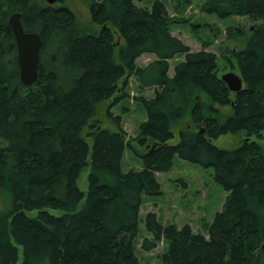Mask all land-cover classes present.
I'll return each mask as SVG.
<instances>
[{
    "label": "trees",
    "instance_id": "1",
    "mask_svg": "<svg viewBox=\"0 0 264 264\" xmlns=\"http://www.w3.org/2000/svg\"><path fill=\"white\" fill-rule=\"evenodd\" d=\"M79 1L92 28L63 0H0V264H15L17 247L19 264H137L132 239L140 197L159 194L154 173L166 171L173 155L212 169L225 192L221 208L204 234L187 224L162 225L147 211L142 223L150 238L139 248L164 241L159 264H264V0L199 5L205 14L253 22L230 51L242 83L236 92L219 78L211 51L190 50L170 33L160 0L148 8L132 0ZM12 12L41 42L28 85L17 77L6 22ZM142 54L153 58L136 65ZM180 55L168 75V60ZM127 77L151 94L136 97L144 119L133 141L142 150L128 146L140 168L122 172L127 145L119 117L105 108L112 129L94 117L100 103L123 98ZM223 106L229 114L219 112ZM185 116L191 127L177 129V141L167 143ZM225 133L242 139L228 149L211 143ZM83 167L81 191L75 181Z\"/></svg>",
    "mask_w": 264,
    "mask_h": 264
},
{
    "label": "rangeland",
    "instance_id": "2",
    "mask_svg": "<svg viewBox=\"0 0 264 264\" xmlns=\"http://www.w3.org/2000/svg\"><path fill=\"white\" fill-rule=\"evenodd\" d=\"M135 4L149 7L152 0H132ZM168 16L170 17L169 31L185 43L190 50L200 48L211 51L215 55L218 74L232 71L238 75L230 51L239 48L244 38L249 34L253 22L246 16L230 15L218 18L214 15L205 14L199 10L202 0H160ZM63 3L73 13L78 22L86 27L92 28L89 22L87 9L79 0H63ZM153 58L150 54H142L136 58V65H144ZM182 56H174L168 60V71L172 72V64L181 59ZM151 94L150 89H138L132 77L126 78L124 96L113 105L108 102L100 103L94 117V121L100 126L112 129V125L104 117V110L108 107L111 115L119 117V127L124 135L127 147L124 149L120 159V170H138L140 160L128 146L137 151L138 147L133 141L136 127L144 119L142 107L136 101L138 95L147 96ZM222 114H229L230 107H218ZM191 127L189 119L185 116L172 129V137L167 141L173 144L177 141V129ZM85 131V130H84ZM83 131V132H84ZM264 135V127H263ZM251 140H257L254 136ZM242 137L225 133L211 139V143L219 148H232ZM88 141V139H87ZM86 172L83 167L75 181L79 190L86 188ZM212 169L201 167L198 164L181 160L173 155L170 167L164 172H155V178L159 185V194L144 195L140 197L137 212L136 233L132 239L133 253L137 264H159V256L165 248V242L159 240L154 248L144 251L139 248L142 238H150V234L143 227V216L145 212L151 211L156 220L162 224H173L180 227L187 224L192 232L204 234V224L209 222L214 212L221 208L225 192L212 180ZM2 204H0L1 206ZM54 215L61 211L48 209ZM33 215L34 211L29 212ZM20 248L17 247V259L15 264L20 263Z\"/></svg>",
    "mask_w": 264,
    "mask_h": 264
},
{
    "label": "water",
    "instance_id": "3",
    "mask_svg": "<svg viewBox=\"0 0 264 264\" xmlns=\"http://www.w3.org/2000/svg\"><path fill=\"white\" fill-rule=\"evenodd\" d=\"M43 1L46 4H53L59 0ZM6 22L14 41L18 81L22 85H28L33 82L36 76L40 39L36 33L22 30L18 12L10 13L6 18ZM219 78L231 92H236L241 88L240 77L232 71L221 73Z\"/></svg>",
    "mask_w": 264,
    "mask_h": 264
}]
</instances>
